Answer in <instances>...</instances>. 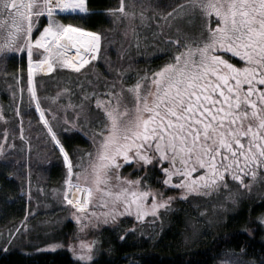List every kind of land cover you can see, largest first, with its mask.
<instances>
[{
	"label": "snow or ice",
	"instance_id": "1",
	"mask_svg": "<svg viewBox=\"0 0 264 264\" xmlns=\"http://www.w3.org/2000/svg\"><path fill=\"white\" fill-rule=\"evenodd\" d=\"M185 5L204 18L199 39L175 41L177 50L166 63L127 87L131 101L123 88L105 93L107 102L97 99L105 119L94 134L95 151L86 153L88 165H73L61 145L68 165L63 199L77 209V221L83 217L92 223L103 216L107 223L133 208L142 220L167 206L172 197L142 187L141 177L130 179L117 171L130 161L160 164L163 183L181 189L183 196L227 188L229 175L247 187L244 177L264 169V0H185L177 7L183 11ZM89 11L86 0H0V57L26 50L29 85L36 70L79 71L96 58L102 36L64 19ZM109 11L136 15L125 11L124 0ZM42 17L46 23L37 27ZM140 17L145 19L143 11ZM34 49L43 50L42 59L33 61ZM29 91L44 119L35 88ZM48 130L59 144L50 126ZM73 167L80 171L73 173ZM96 208L105 210L98 213ZM95 244L79 240L80 250L73 248V254L80 264H93Z\"/></svg>",
	"mask_w": 264,
	"mask_h": 264
},
{
	"label": "rangeland",
	"instance_id": "2",
	"mask_svg": "<svg viewBox=\"0 0 264 264\" xmlns=\"http://www.w3.org/2000/svg\"><path fill=\"white\" fill-rule=\"evenodd\" d=\"M105 1V11L97 10L102 15L100 51L94 53L96 58L89 59L79 71L68 67H54L51 72L36 70L32 74L33 83L29 85L26 50L16 53L13 58L0 57V173L3 174H0V250L4 252L29 255L68 250L77 259L73 248L79 251V240L83 239L96 241V257L105 230L100 228L99 221L96 226L83 217L77 221V209L63 199L68 165L48 128L50 126L60 134L59 137L69 145L73 165L87 166L89 157L86 153L95 151L94 134L105 119L103 104L98 107L97 99L107 102L109 97L105 93L119 92L123 88L125 98L131 101L127 87L166 63L177 50L175 41L183 44L199 39L204 23L198 10L192 14L186 5L183 11L177 7L185 4V0H124L125 11L135 12V17L109 11L118 9L120 0ZM133 3L135 7H132ZM141 11L145 17L143 21ZM43 23H46L45 18ZM33 51L37 56V59L32 57L33 61L43 58L40 55L42 49ZM52 72L63 73L67 79L74 78L75 82L70 84L75 85L76 91H73V100L67 103L71 114L59 113L58 106H66L61 101L65 92L52 87L46 107L53 117L44 114L41 119L29 88H35V80ZM37 85L43 89V81ZM30 103L34 109H28ZM62 123H67L68 127ZM77 136L84 141L81 145L72 141ZM53 163L59 164V172L51 176L50 165ZM75 169L80 168L73 167L74 173ZM2 176L10 181L4 183ZM226 179L227 188L221 186L219 191L208 194L183 196L178 188L174 193L169 192L168 196L173 199L167 206L157 209L156 214L148 212L143 223L142 220L140 223L122 220L116 215L115 220H111L114 225L110 224L109 229L117 231L115 234L119 239L122 231H126L125 235L131 234L135 240L156 244L165 238V234L170 237L174 234L180 250L201 246L214 237L227 217L242 205L251 207L264 201V169H257L255 177H244L247 187H242L230 175ZM262 217L264 214L259 215L258 220L264 225ZM144 222L148 224L142 225ZM83 225L87 227L82 228ZM213 264H264V261H247L240 254L229 251L221 253Z\"/></svg>",
	"mask_w": 264,
	"mask_h": 264
},
{
	"label": "trees",
	"instance_id": "3",
	"mask_svg": "<svg viewBox=\"0 0 264 264\" xmlns=\"http://www.w3.org/2000/svg\"><path fill=\"white\" fill-rule=\"evenodd\" d=\"M105 2V0H87V5L92 13L76 16L75 19L69 16L67 19H64V22L79 24L91 31L100 32L102 15L97 10H102L104 12ZM36 34L37 32L34 31V35ZM36 57L33 51V59H37ZM62 74L63 73L58 74L52 72L49 75L42 76L39 80H35V89L37 98L40 102L41 111L44 112L46 117L49 116L51 119L53 116L49 114L46 105L47 100L51 98L50 92L52 87L63 89L65 92V94H63L64 99H61V101H63L66 106L59 105V113L71 114L70 106H68L67 103L74 98L73 91H76L74 89L75 85L70 83L71 81H75L73 77V79H67L65 76H62ZM41 81H43L42 90L36 87L37 83L40 85ZM28 109H34V105L30 103ZM70 118L72 117L70 116ZM67 123H62L65 128L68 127ZM48 124H50L49 121ZM40 126L44 127L43 125ZM63 132L65 133L66 131L64 130ZM55 133L60 141L59 144L64 147L70 157L71 150L69 145L64 142L63 137H59L60 134H57V132ZM69 140L72 139L70 138ZM72 141L76 145H81L82 142H84L79 136ZM53 151L55 153L57 152L54 149ZM59 158L60 157H58V159ZM50 166V175H57L59 172V164L53 163ZM2 178L4 183L10 181L7 177L2 176ZM261 214H264V201L256 203L251 207L242 205L233 215L227 217L220 231L214 237L208 239L201 246L185 250L179 249L174 234L171 235V237L169 234H165L163 240L157 241L156 244H150L141 240H135V237L132 235H125L123 239L119 241V238H116V231L110 230L108 232L106 230L101 235L103 240L106 239V242L100 241L101 245L98 246L99 250L96 251L97 255L93 258V264H213L214 260L221 253L229 251L240 254L247 261L259 263L264 261V225L258 220V216ZM68 228L70 230V223H68ZM63 231L65 232V230ZM0 264H80V262L78 259L74 258L68 250L29 255L14 251L4 252L0 250Z\"/></svg>",
	"mask_w": 264,
	"mask_h": 264
},
{
	"label": "flooded vegetation",
	"instance_id": "4",
	"mask_svg": "<svg viewBox=\"0 0 264 264\" xmlns=\"http://www.w3.org/2000/svg\"><path fill=\"white\" fill-rule=\"evenodd\" d=\"M42 22H44V18L43 17L41 18V21H40L39 24H41ZM227 55L230 56L231 54H227ZM238 60H239V58H233V62H237ZM121 162L123 163L122 158H121ZM163 166H165V167L168 166L167 162H164V165ZM53 167H55V166H53ZM75 170H76L75 172L80 171V169H75ZM117 171L122 176L129 177L130 179H136L137 177H141L142 180H143V182H144L142 184V187H150L154 191H158V192H160L162 194L165 193L163 195L165 198L169 197L168 196L169 195V192L170 193L171 192L174 193V191H176L178 189V188L173 187L171 184L170 185H165L163 183L164 173L162 171V167H161L160 164L156 163L155 161L152 164H149L147 166H144L142 164V162L140 164H137L135 161H130V162H127V163H123V167H121ZM193 175H195V173ZM72 179L75 180V176L74 175H73ZM175 179H176V177H173V180H175ZM80 182L81 183H84L85 182L84 179H83V175L81 177V181ZM113 183H115V180L114 179H113ZM94 200H95V198H94ZM147 203L149 205L151 204L150 198L148 199ZM90 208H91V205H90ZM95 210H96V212L99 213V212L104 211L105 209L96 208ZM119 210L120 211H123V207L120 206V209ZM86 214L90 215L91 213L88 212ZM119 216H121V219L122 220L127 219L128 221H131V222H135V221L136 222H139L140 221V220H137L136 219L135 209L134 208H133V210H132V212L130 214L129 213H124L123 215H119ZM111 220L112 219L109 218L108 222L107 223H104V217L103 216H100L98 220L94 217L92 222L96 226V225H99V223H98V221H99L100 222V225H101L100 228H103L106 231V230H111V229H109V227H110L109 225L110 224H112V226L114 225ZM143 220L144 219H142V222L141 223H143ZM123 222L126 223L125 221H123ZM146 224H148V223L144 222V224H142V225H146ZM130 225L126 224L125 226H130ZM127 229H129V227ZM125 233H126V231H122V233H121L120 236L121 237H124L125 236ZM126 235L129 236L131 234H126ZM118 240L121 241L122 239L120 238ZM103 241L106 242V239H104ZM148 243H150V242H148ZM99 245H101V243H99Z\"/></svg>",
	"mask_w": 264,
	"mask_h": 264
},
{
	"label": "water",
	"instance_id": "5",
	"mask_svg": "<svg viewBox=\"0 0 264 264\" xmlns=\"http://www.w3.org/2000/svg\"><path fill=\"white\" fill-rule=\"evenodd\" d=\"M56 146L58 147V149H60V148H59V145H58L57 143H56Z\"/></svg>",
	"mask_w": 264,
	"mask_h": 264
},
{
	"label": "bare ground",
	"instance_id": "6",
	"mask_svg": "<svg viewBox=\"0 0 264 264\" xmlns=\"http://www.w3.org/2000/svg\"><path fill=\"white\" fill-rule=\"evenodd\" d=\"M82 15V14H81Z\"/></svg>",
	"mask_w": 264,
	"mask_h": 264
},
{
	"label": "crops",
	"instance_id": "7",
	"mask_svg": "<svg viewBox=\"0 0 264 264\" xmlns=\"http://www.w3.org/2000/svg\"><path fill=\"white\" fill-rule=\"evenodd\" d=\"M45 123V122H44Z\"/></svg>",
	"mask_w": 264,
	"mask_h": 264
}]
</instances>
